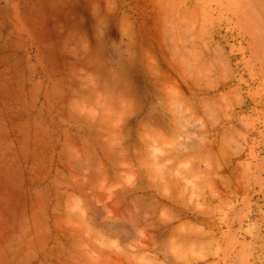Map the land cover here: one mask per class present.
Masks as SVG:
<instances>
[{"label": "rangeland", "instance_id": "rangeland-1", "mask_svg": "<svg viewBox=\"0 0 264 264\" xmlns=\"http://www.w3.org/2000/svg\"><path fill=\"white\" fill-rule=\"evenodd\" d=\"M0 264H264V0H0Z\"/></svg>", "mask_w": 264, "mask_h": 264}]
</instances>
